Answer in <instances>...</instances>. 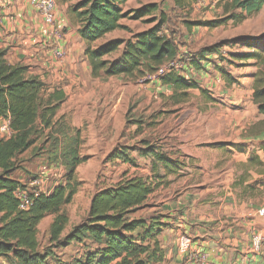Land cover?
Here are the masks:
<instances>
[{"label":"crops","instance_id":"obj_1","mask_svg":"<svg viewBox=\"0 0 264 264\" xmlns=\"http://www.w3.org/2000/svg\"><path fill=\"white\" fill-rule=\"evenodd\" d=\"M55 2L64 28L61 62L53 59L48 29L30 0H0V50L8 64L28 66L29 73L50 82L49 91L64 93L56 117L80 131L87 145L98 146L92 156L125 147L133 158L131 171L154 183L140 213L160 225L163 260L156 264H201L194 260L197 254L205 256L203 264H264V214L258 213L264 206V132L252 131L263 118L252 99L253 67L223 69L210 56L202 69L190 71L204 93L191 89L194 97L175 102L172 88L156 82L135 87L128 97L130 83L123 77L91 76L69 4ZM117 32L106 40L122 38ZM131 98L132 110L145 111L149 120L144 131L125 135ZM129 119L133 128L140 123ZM149 146L164 160L142 156ZM51 169L47 178L60 170ZM182 236L190 239L188 252L179 249Z\"/></svg>","mask_w":264,"mask_h":264},{"label":"trees","instance_id":"obj_2","mask_svg":"<svg viewBox=\"0 0 264 264\" xmlns=\"http://www.w3.org/2000/svg\"><path fill=\"white\" fill-rule=\"evenodd\" d=\"M63 1L71 3L68 6L69 20L77 26L93 78L123 77L134 80L179 58L176 42L163 31L167 16L156 3L125 10L123 5L130 0ZM199 1L173 0V3L176 8L189 9ZM216 6L221 8L222 17L210 21H187V28L190 25L214 28L228 20L239 23L258 13L264 6V0H217ZM145 17H149L145 22L153 25L143 31L132 32L121 23L125 18L139 20ZM115 30L127 31L129 37L105 40L106 35ZM263 38H238L236 44L251 50L235 57L255 59L259 63L254 73L252 99L263 118L253 125L252 131L264 132V47L258 45ZM103 39L102 43L95 45ZM222 44L202 47L196 54H190L185 59L187 66L160 77L159 82L169 85L173 90L170 99L183 101L191 89L205 92L193 80L190 71L202 69L203 63L210 56L224 60L220 50ZM4 55L5 50H0V119H8L12 132L9 137L0 138V258H13V264H44L47 253L42 255L38 252V225L47 215L55 214L49 226L50 241H62L65 246L88 240L94 245V249L86 253L85 258L75 260L74 264L161 262L163 251L157 239L160 225L154 219H145L140 213L155 185L141 176L124 178L113 186L98 190L91 197L86 217L60 237L68 218L58 212L77 192L79 181L75 169L86 161V156H78L77 149L81 142L78 130L60 154L61 163L67 170L65 183L40 193L33 199L29 209L18 208L14 193L23 183L13 177L14 171L18 169L14 161L35 145L32 135L36 125L52 130L53 134L63 129L64 121L56 117V114L65 95L57 88L49 91L39 76L29 73L28 66L8 64ZM224 77L228 76L224 74ZM140 153L154 160H164L150 146ZM108 155L123 162H133L125 147H119Z\"/></svg>","mask_w":264,"mask_h":264},{"label":"rangeland","instance_id":"obj_3","mask_svg":"<svg viewBox=\"0 0 264 264\" xmlns=\"http://www.w3.org/2000/svg\"><path fill=\"white\" fill-rule=\"evenodd\" d=\"M216 2L217 0H201L198 3L193 4L189 9H181L174 7L173 0H130L123 5V8L125 10L136 9L146 3H156L159 9L167 16V22L163 26V31L176 42L180 65L185 66V59H187L190 54H196V52L202 47L223 43L220 50L224 60H220L218 57H213L212 61L215 64L219 63V66L223 67V69L229 68L228 66L232 64L233 68H237L236 66H249L257 71L259 63L256 62L255 59H239L235 57L236 55L249 51V48L236 44L235 41L239 38L238 36L242 35L253 37L264 36V6L258 13L246 17L239 23H236L233 20H228L214 28L197 25H190V28H187V21H210L222 17V10L220 7L216 6ZM68 4L70 5L71 3ZM147 18L149 17L139 20L125 18L121 20V23L128 27L132 32H136L147 29L153 25V23L145 22V19ZM116 35L122 38L129 36L128 32L124 30H118ZM103 41L104 39L100 40L95 45H98ZM258 45L264 47V38L258 42ZM240 60H243V63H241ZM188 74L190 75V73ZM140 78L141 77H138L134 80L124 78L126 82L130 83V86L132 85V88H130V86L128 88L131 92V94L127 95L128 97L133 96L132 94L135 87L145 86L138 83ZM45 83L48 86L50 82L46 80ZM137 95L138 94L134 93V97H138ZM188 96L194 97L195 95H193V91H190ZM151 101H154V95L151 96ZM131 103L132 98L128 106V110L132 116L126 117V124H129L130 129L129 132L124 131L125 135H131L133 131L136 133V131L141 129L144 131L149 120L148 114H145V111H143L142 115H140L139 111H136L138 108L135 110L136 112L133 111ZM142 107H139V110H141ZM129 118H138L140 123L133 128L131 127L132 125H130L133 124V122ZM65 123L66 122H63L62 124L63 129H61V131L59 129L55 134H53L52 130L48 128L43 129L40 128L39 125L35 126L32 135V138L35 140V145L23 155L16 157L14 162L18 166V169L14 171L13 177L18 179L21 183H27L31 176L41 173L39 168L59 167L61 171L54 170L57 174L47 178L43 186L46 189L51 190L54 187L53 185L65 183L64 179L67 170L61 163L60 154L71 143V139L76 136L75 128H71L70 126L67 127ZM79 137V141L81 142L77 149L78 156H86V161L79 164L75 169V176L79 181L77 192L73 195L69 203L61 206L58 212L59 214H64L68 218L65 229L60 236L61 238L67 234L72 227L79 224L86 217L91 197L98 190L113 186L124 178L137 176L135 175L134 170L131 171L133 165L132 162H129L128 165L116 158L109 157L108 154H104L103 156L97 155L94 157L90 152H95L98 149V146L92 147L87 145L85 139L81 137L80 133ZM120 141L123 142L124 140ZM54 216L55 214L47 215L38 225V252L42 255L47 253L44 264H74L75 260L85 258L86 253L94 249V245L88 240L83 243L72 242L65 246L61 243L62 241H50L49 226ZM12 260L15 261L13 258L6 260L1 258L0 264H13Z\"/></svg>","mask_w":264,"mask_h":264},{"label":"built area","instance_id":"obj_4","mask_svg":"<svg viewBox=\"0 0 264 264\" xmlns=\"http://www.w3.org/2000/svg\"><path fill=\"white\" fill-rule=\"evenodd\" d=\"M30 3L41 15L43 22L48 29V35L50 36L49 44L51 45V55L53 59L57 62H61L66 56V50L62 45V41L64 40V28L59 24L56 17L55 0H30ZM182 67L183 65H180L179 58L169 61L159 66L155 71L146 73L139 79L138 83L146 85L148 83L159 82L160 77L169 71H180ZM11 132L8 119H0V138L9 137ZM40 171V174L32 176L27 183H23L22 186L16 189L14 196L20 210L29 209L35 197L40 193L48 192V189L43 185L47 180V174H50L53 170L51 168H45L40 169ZM258 213L264 214V206L258 210ZM255 240L257 243H261L262 237L256 235ZM178 246L182 252H188L190 250V239L182 236ZM194 260L203 264L205 256L203 254H197V256L194 257Z\"/></svg>","mask_w":264,"mask_h":264}]
</instances>
